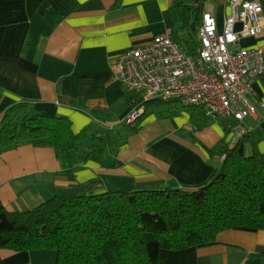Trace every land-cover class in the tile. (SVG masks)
<instances>
[{
	"label": "crops",
	"instance_id": "obj_1",
	"mask_svg": "<svg viewBox=\"0 0 264 264\" xmlns=\"http://www.w3.org/2000/svg\"><path fill=\"white\" fill-rule=\"evenodd\" d=\"M116 1L0 0V122L8 108L26 103L33 113L66 117L75 134L107 129L102 124L117 129L128 111L130 94L116 76L115 59L164 32L189 54L183 42L188 36L179 29L184 10L175 6L179 0ZM255 1L264 14V0ZM186 6L200 7L194 47L202 11L212 13L219 28L230 13L228 0ZM239 44L264 49V32ZM253 89L264 102V75L254 81ZM179 106L178 102L170 110L159 106L145 111L133 124L137 131L126 137L107 167L90 160L67 172L48 145L22 143L0 150V208L30 210L62 191L133 192L158 185L201 189L217 176L222 162L218 147L232 146L239 138L225 131L222 121L204 117L200 109ZM242 127L250 129L249 136L264 154V111L245 118ZM55 257L47 249H0V264H54ZM159 260L264 264V225L223 231L214 244L204 247L162 249Z\"/></svg>",
	"mask_w": 264,
	"mask_h": 264
},
{
	"label": "trees",
	"instance_id": "obj_2",
	"mask_svg": "<svg viewBox=\"0 0 264 264\" xmlns=\"http://www.w3.org/2000/svg\"><path fill=\"white\" fill-rule=\"evenodd\" d=\"M201 1L179 0L175 5L184 7L179 29L188 36L183 42L189 55L197 47L191 41L200 7L186 5ZM170 102L175 101L150 100L144 110ZM222 124L229 132V124ZM136 131L133 124H122L75 134L66 117L33 113L28 104L18 103L2 116L0 150L22 143L48 145L67 172L90 160L107 167ZM216 155L225 156L216 178L195 191L163 185L133 192L62 191L30 210L0 208V249L52 250L54 264H162V249L204 247L223 231L264 225V154L255 140L245 134L232 146H219Z\"/></svg>",
	"mask_w": 264,
	"mask_h": 264
},
{
	"label": "built area",
	"instance_id": "obj_3",
	"mask_svg": "<svg viewBox=\"0 0 264 264\" xmlns=\"http://www.w3.org/2000/svg\"><path fill=\"white\" fill-rule=\"evenodd\" d=\"M228 4L230 13L220 28L212 13L202 11L193 55L164 32L115 59L116 76L132 96L122 124H134L150 100L177 101L182 107L200 109L206 118L227 122L235 138L250 133L242 127L243 120L264 111V102L253 89L254 81L264 75V49L239 43L264 32V14L255 0Z\"/></svg>",
	"mask_w": 264,
	"mask_h": 264
},
{
	"label": "rangeland",
	"instance_id": "obj_4",
	"mask_svg": "<svg viewBox=\"0 0 264 264\" xmlns=\"http://www.w3.org/2000/svg\"><path fill=\"white\" fill-rule=\"evenodd\" d=\"M209 2V1H208ZM178 104V102H176V103H174V102H170V103H162L161 105H160V108H159V110H170V109H172V108H174V107H176V105Z\"/></svg>",
	"mask_w": 264,
	"mask_h": 264
}]
</instances>
